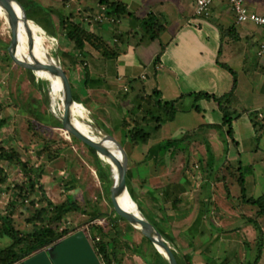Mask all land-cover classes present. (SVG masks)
Returning a JSON list of instances; mask_svg holds the SVG:
<instances>
[{
  "label": "crops",
  "instance_id": "obj_1",
  "mask_svg": "<svg viewBox=\"0 0 264 264\" xmlns=\"http://www.w3.org/2000/svg\"><path fill=\"white\" fill-rule=\"evenodd\" d=\"M19 2L30 11L31 22L39 26L45 36L52 38L61 47L62 55L68 64L69 72H66L72 82L75 99L77 98L103 129L111 132V135L123 146L129 164L139 163L135 166V170L129 169L132 180L143 179L141 177L151 180L159 177L157 163H165L174 158L175 154L172 153L174 150L166 149L168 156L158 155L155 152L157 147L173 148L176 143H185L187 137L193 138L192 147L197 144H199L198 148L206 147L203 141L206 142L209 138L201 134L205 131L214 133L226 131V136H221L219 132L210 134L209 141L214 144L213 149L205 150L200 161L210 166L212 162L223 163L222 159L219 160L226 157L223 164L225 166L227 164L230 170L232 165L238 166L242 159L240 148L245 138L242 129L246 123L240 125L243 115L248 116L247 123L252 126L256 135L264 133L257 131L251 118V115H254L259 125L264 124V54H261L264 45V27L252 22H238L227 0H215L209 14L205 16L197 15V0H21ZM108 4L112 7L110 8ZM246 5L251 12L264 15V0H246ZM117 10L119 13L110 14ZM74 25L81 26L85 32L96 36V45L99 47L87 44L83 50L77 49L68 37V31ZM151 33L156 36L153 38ZM72 53L75 57H72ZM221 65L233 70L236 77L232 103L234 117L239 116L233 123L236 144L229 137L228 128L215 127L223 123V113L217 104L214 102L212 105L209 102L213 101L208 100L195 102L192 96L196 93H207L221 97L233 91L234 76ZM187 100L192 102L190 106H184ZM170 102H176V106H180L177 114L178 112L194 113L192 127L181 125L183 130L178 128L181 132L179 137L172 127L177 114L172 120L166 119L163 114L159 115L160 110L163 112V108H160L156 113L163 120L160 129H157L158 124L154 119L152 109L158 110L157 107ZM127 120L130 125L138 123L141 129L150 133L145 128L148 126L151 128V133L155 130L159 135L152 139L153 136L150 134L148 142L140 144L154 141L140 152L138 149L140 144L134 146L126 138L125 121ZM153 124H156L155 128ZM225 145L228 147L227 152ZM184 152L179 151L178 155H184ZM209 155L215 158L211 159ZM179 172L183 181L167 182L162 189L167 202L173 205V212L179 211L184 214L192 208L196 210L197 205L198 209L203 208L204 213L208 212L206 211L208 204L202 197L197 204L189 198L188 187L190 183L193 185L191 181L193 175L189 176L187 172L183 174L185 170ZM197 173L194 172L195 175ZM161 178L169 179L173 178V175L169 173ZM211 189L212 199L216 197L213 205L217 203L220 206L214 184ZM260 197H264V193L257 198ZM161 209L165 210L164 207ZM243 214L244 227L247 232L249 231L248 234L253 236L252 239L250 238L253 243L257 236L251 230V223H247L246 218L260 222L262 217L257 213L255 217L253 214L252 216ZM167 217L165 214L164 218ZM219 218L221 220L218 219L219 222H216L218 225L222 224L223 216ZM188 219L186 217L181 222L173 221L171 225L184 226ZM193 222L194 220L186 231L190 232L194 227ZM121 225L123 224L119 222V226ZM188 232L183 238L186 242L189 241L188 246L191 250L185 253L189 254L192 264H219L218 260L221 262L220 260L223 259L221 250L224 247H230L240 255L246 247V241L242 239L232 240L228 247L226 241L219 238L218 232L212 234L207 231L206 235L211 239H206L205 243H216L217 252L213 253L212 244L207 249L195 250L197 240L189 238ZM172 233L177 237L182 232ZM96 235L100 238L99 234ZM87 238L90 239L88 236ZM238 243H242L243 250L238 249ZM99 260L101 261L100 258Z\"/></svg>",
  "mask_w": 264,
  "mask_h": 264
},
{
  "label": "rangeland",
  "instance_id": "obj_2",
  "mask_svg": "<svg viewBox=\"0 0 264 264\" xmlns=\"http://www.w3.org/2000/svg\"><path fill=\"white\" fill-rule=\"evenodd\" d=\"M21 6L26 12L25 7L22 4ZM0 9L3 15H6L2 5H0ZM7 20L5 16L0 15V40L9 45L12 33ZM45 39V47L49 52V61L61 65L65 71L69 72L66 59L62 55L63 51L60 49L61 47L49 36H45ZM18 55L20 59L29 62L20 51ZM71 55L75 57L74 53ZM31 76H34L36 83H33ZM41 82H48L49 85L45 84L38 87L37 83L41 84ZM44 92H48V101L44 97ZM62 95V93H59L53 100L51 84L48 80L39 78L35 73L18 67L9 57L8 48L5 50L0 49V122L5 120L7 123L6 126L4 125L0 128V148H4L7 151H16L27 164V168L23 169L5 161L0 162V176L4 178L6 176L8 179L6 183L0 186L1 212L5 216V214L10 213L11 209H14L15 229L23 233H32L38 232L42 228H55V224L51 225L50 223L55 216L53 208L70 202L69 200L75 201L80 204L87 214H70L57 228L58 233L62 234L68 230L73 234L79 229L80 231L85 230L88 233L86 235L89 237L88 228L93 224H98L110 234L106 241H112L116 251H118L117 259L119 263L116 264H145L141 255L144 253L148 254L151 248L154 247L153 243L136 235L134 230L128 229L126 226H119L118 224L112 229L109 219L101 215L113 214L115 218L114 208L111 203V193L106 194L107 192L103 191L92 153L89 148L77 139L70 138L63 126H55V120L62 122L63 119ZM191 103L190 100H187L184 103L185 105H183L190 106ZM209 103L214 105V102ZM32 105L37 106L36 110L38 112L36 115H30L25 110L32 109L36 111ZM84 108L86 115L82 121L90 128V135L97 139L108 136L103 127L89 113V110L85 106ZM157 108L158 110L152 109L155 117L160 115V112L159 115L156 114L159 111V107ZM178 108H180L179 105L177 106V111L179 110ZM193 117L194 113L185 112L182 114L178 112L177 119L172 124L177 137L181 134L179 130H183L180 127L181 125L192 127L194 123ZM242 118L240 125L246 123V126L243 129L241 128L245 137L240 148L242 159L238 166L232 165L231 170L227 164L226 166L223 164L226 157L220 158L219 161L222 159L223 161L221 162L223 163L212 162L210 166H207L204 161H200L203 152L205 150L212 151V146H214L209 141L210 136L214 132L205 131L201 134L209 138L206 142L203 141V145L206 147L198 148L199 144L192 147L191 141H193V138L190 139V137L186 138L185 143L174 144L173 148L157 147L155 152L158 155L168 156V152H165L166 149L168 151L170 149L174 150V152L172 151L175 154L174 158L169 161L166 158L167 161L165 163H157L159 177L151 180L148 178L144 179L145 177L131 180L133 192L138 199L136 204L145 220H147L146 215L148 214L156 218L157 222L162 221L163 226L169 232H182L177 237L175 236L179 249L171 244L179 259L186 251L191 250L188 246L189 241L186 242L183 236L184 234L187 235L188 231L186 230L189 229L193 220L194 227L188 232V236L197 240L195 250L207 249L212 244L214 246H212L213 253L217 252L216 243H205L206 239H211L209 235H206L207 231L212 232V234L218 232L219 238L226 241L228 247L230 246L229 243L231 244L234 239L246 241L244 250L242 243L237 244L238 249L243 250L241 255L230 247H224L221 250L223 259L220 260L221 262L218 260L219 264H222V261H224V264H254L258 257V232L255 226L251 224V230L257 236V241L255 240V242L251 243L250 238L253 236L248 234L249 231L247 232L244 227L245 219L243 218V213L250 216L253 214V217H255L258 208L255 205L243 202L241 186L237 181V177L244 176L248 197L256 199L263 195L264 133L256 135L252 126L247 123L249 122L248 116L243 115ZM155 125L153 124V128H155ZM145 128L153 136L152 139L159 135L155 130L151 133V128L148 126ZM178 128L180 129L178 130ZM218 132L215 133L217 134ZM219 133L223 137L226 136V131ZM249 133H252V135ZM247 135H250V137ZM117 137L119 138L120 135L118 134ZM153 141L151 140L149 144H140L139 151L145 150ZM196 148L198 149L196 150ZM256 148L258 150L253 152ZM227 149L228 147L225 145L226 152L228 151ZM179 151H185L186 153L178 155ZM210 157L211 159L215 158L209 155ZM138 164V162L133 165L129 164V169L135 170V166ZM180 170H185L183 174L187 172L189 176L193 175V178H191L193 185L188 183L189 198L197 204L202 197L204 202L208 204L206 206V211L208 212L204 213L203 208L201 210L198 209V205L196 210L192 208V210L184 214L179 211L173 212V205L167 202L162 189L165 188L164 186L167 185V182L183 181L180 176ZM194 172L198 173L195 175ZM169 173L173 175V178H161V176ZM31 181L34 188L31 185ZM212 184L217 189L215 191V194L218 195L217 201L220 200V206L217 203L215 204L217 207L213 205L216 197L212 199ZM162 207L165 210H162ZM41 209L45 210L42 215L44 221L41 222L39 220L42 219L38 218L35 222H30ZM97 213L101 216L94 222H90L95 216H98ZM165 214L168 216L167 219L164 218ZM221 216H223V220L219 226L216 222H219L218 219ZM186 217L189 218L186 220V225H179L180 227L171 225V222H181ZM259 225L263 227L264 217H262ZM4 229L5 221L0 219V250H5L13 243L12 239L5 237ZM257 264H264V244L262 257Z\"/></svg>",
  "mask_w": 264,
  "mask_h": 264
},
{
  "label": "trees",
  "instance_id": "obj_3",
  "mask_svg": "<svg viewBox=\"0 0 264 264\" xmlns=\"http://www.w3.org/2000/svg\"><path fill=\"white\" fill-rule=\"evenodd\" d=\"M21 1V0H18ZM22 4L27 13L28 17L30 20L31 19V14L30 11L26 8V6ZM109 5V4H108ZM111 8L112 5H109ZM117 7V6H115ZM112 13H119L118 10L116 12H110ZM147 24V23H146ZM145 24V25H146ZM148 25V24H147ZM152 37L154 38L156 35L152 34ZM68 37L71 41L74 42L75 46L79 50H83L87 44H92L95 45V47H99V45H96L97 38L96 36L89 34L85 32L81 26H76L74 25L71 27L68 31ZM8 44L0 40V49H7ZM222 68L228 70L231 72L234 76V88L233 91L230 94L217 97L215 95H210L207 93H196L192 94L194 97V101L198 102L200 100H208V101H213L217 104L218 108L220 111L223 113V123L221 126H215L218 129L221 128H228V135L231 138V140L235 143V129L233 127V123L238 119L239 116L234 117L235 114L232 112V103H233V96H234V91L236 88V77L233 72L229 67L221 65ZM32 73V72H31ZM31 79L33 80V83L35 82L34 76H31ZM49 85L48 82H41L37 83L38 87H41V85ZM44 97L48 101V92H44ZM151 99L148 98V101ZM76 102L81 104V102L78 101L76 98ZM34 109L36 110L35 105H32ZM163 108V112L160 110V114L165 115L166 119L172 120L176 113H177V106L176 102H170L164 104V106H159V109ZM26 112L30 115H36L38 110L33 111L32 109H25ZM54 118V116H53ZM251 118L254 122V126L257 128V131L259 133L264 132V124L257 123L254 119V115H251ZM157 125V129H160L161 127V122L163 121L161 116L155 117L154 118ZM5 121V120H4ZM0 122V128L2 126H6V121L5 122ZM55 126L62 127V122L59 120H55ZM125 129H126V138H128L134 146L139 145L140 143H146L150 139L151 135L150 133L146 132L145 130L141 129L140 125L138 123L131 124L129 121H125ZM105 133L107 135H111V132H109L107 129H104ZM236 144V143H235ZM90 152L92 153L94 157V162H95V167L97 169V173L99 176V180L101 182V185L103 186V191L111 193V189L113 188L115 184V175L114 172L112 171L111 166L106 163L98 154L96 151L93 149H89ZM5 161L8 162L14 166L17 167H22L23 169L27 168L26 162H24L21 157L16 153V151H7L4 148H0V162ZM7 177H1L0 176V186H2L4 183L7 182ZM129 180H130V191H131V196L135 202H137V197L135 196V193L133 192V188L131 185V180L132 176L129 174ZM237 181L239 182V185L241 186V198L243 199L244 203L250 204V205H255L258 208V216L264 217V197H260L257 199H254L253 197H248L247 196V190L245 187V179L244 176L241 175L240 177H237ZM31 185L33 187L32 181ZM34 188V187H33ZM1 196V193H0ZM66 202L60 206H57L56 208H53L55 211V216L51 219V225L55 224V228H42L38 232H32V233H23L20 232L19 230L15 229L14 227V209L10 210V213L5 214V216L1 212L0 208V219L5 221V229H4V235L5 237L12 239L13 243L10 245L8 248L5 250H0V264H20L27 258L35 255L38 252H41L48 247L56 244L57 242L61 241L65 237L70 236L72 234L70 231L66 230L62 234L57 232V228L62 224V222L69 217L70 214H76V213H81V214H87L83 210V208L75 201ZM45 213V210L41 209L37 212L36 217L30 222H35L36 219L40 218L42 220L39 221H44L42 215ZM98 216H95L90 222H94V220L98 219L99 216H104L109 219L110 225L112 226V229L114 227L118 226L119 222L114 218L113 214H99L97 213ZM147 220L153 224L162 234H164L172 243L173 245L178 248V244L176 241V238L174 237L172 232H169L164 226L163 222H157L156 218L146 215ZM247 223H251L255 226V229L258 232V241H257V248H258V257L254 264H257L258 261L262 257L263 253V244H264V230L262 227L259 225V222L254 219L246 218ZM89 238L94 246V249L96 251L97 256L101 259L102 263L104 264H116L118 262V251H116V248L114 247L113 242L106 241V238L109 237V233L106 232L104 228L99 226L98 224H93L89 228ZM79 230V229H78ZM76 230V231H78ZM76 231L74 233H76ZM85 232V230H83ZM73 233V234H74ZM85 234H88L85 232ZM95 234V235H94ZM99 234L100 240L97 241L96 237ZM149 241V240H147ZM150 242V241H149ZM142 259L145 262V264H169L168 260L162 256L155 247H152L150 252L148 254H142ZM180 264H192L191 258L189 257V254H183L181 259H179Z\"/></svg>",
  "mask_w": 264,
  "mask_h": 264
},
{
  "label": "water",
  "instance_id": "obj_4",
  "mask_svg": "<svg viewBox=\"0 0 264 264\" xmlns=\"http://www.w3.org/2000/svg\"><path fill=\"white\" fill-rule=\"evenodd\" d=\"M5 9L6 16L11 28L12 38L8 46V54L11 60L18 67L27 71L35 72H47L51 76L59 78L63 84V104L64 113L62 119V126L68 136L77 139L84 146L89 149H93L102 158L104 156L111 159L116 166V170L113 169L112 164H109L112 171L117 173L115 177V184L111 189V203L114 208L115 218L121 222L128 229L135 231L136 235L151 241L157 251L164 256L169 264H180L179 258L175 249L171 246L173 244L164 234H162L153 224L142 216L140 226L132 224L129 216V212L121 206L119 196L127 193L133 200L130 191L129 180V158L127 152L118 140L112 135L105 136L100 140H96L91 136H81L75 133L73 129V107L77 104L75 99V93L72 82L67 72L56 63H42L34 61L33 63L19 60L14 52L19 42V23L20 18L17 11L19 7L18 0H0ZM27 13V11H26ZM27 16V21L31 20ZM107 143H113L116 149H111L107 146ZM120 157V158H119ZM118 171V172H117ZM134 201V200H133ZM135 202V201H134ZM159 242L161 247L165 250L162 251L157 246ZM20 264H102L97 257L89 239L85 232L79 231L71 236H68L56 244L48 247L47 249L36 253L35 255L27 258Z\"/></svg>",
  "mask_w": 264,
  "mask_h": 264
},
{
  "label": "bare ground",
  "instance_id": "obj_5",
  "mask_svg": "<svg viewBox=\"0 0 264 264\" xmlns=\"http://www.w3.org/2000/svg\"><path fill=\"white\" fill-rule=\"evenodd\" d=\"M0 5H2V7L5 9L1 1H0ZM17 11L19 14L20 23H19V37H18L19 42L14 52L15 56L19 60H23L19 58L18 54L20 51L23 54V56L26 58V60H28L30 63H33L34 61H39L42 63H51V61H49V58H48L49 57L48 49L45 47V44H46L45 34L43 33V31L40 29L39 26L35 25L33 22L27 21L26 12L23 10L20 3H19V7L17 8ZM5 12H6V9H5ZM0 15L5 16V18L7 19V16L3 15L1 9H0ZM35 74L39 78H44L50 82L53 100H55L56 96L59 93L63 94V84L59 78L51 76L47 72L40 71V72H35ZM61 102H62L61 104H62L63 112H64L63 95L61 97ZM73 114H74L73 115V129L75 133L81 136H91L90 128L82 121L84 120L85 115H86V110L84 106L77 103L73 107ZM92 138L96 139L97 141L100 140L95 137H92ZM107 146L111 149H114V150L116 149V146L113 143H107ZM102 159L106 163L112 164V167L114 170L117 169L110 158L104 156L102 157ZM114 175L115 177H117V173L114 172ZM118 199L121 203V206L129 212V216H130V220L132 224L135 226H140V223L142 220V216H141L142 214L136 202L131 200V198L128 196L127 193L122 194L121 196H119ZM156 244L159 247V249L162 251V253L164 254L165 250L160 246L161 244L159 242H157Z\"/></svg>",
  "mask_w": 264,
  "mask_h": 264
},
{
  "label": "built area",
  "instance_id": "obj_6",
  "mask_svg": "<svg viewBox=\"0 0 264 264\" xmlns=\"http://www.w3.org/2000/svg\"><path fill=\"white\" fill-rule=\"evenodd\" d=\"M235 12L238 22H252L257 24L261 27H264V15H259L257 13L251 12L246 5V0H227ZM215 0H197V10L196 13L199 16H205L209 14V10ZM261 54H264V45L261 49ZM97 241L100 240L99 237L96 239Z\"/></svg>",
  "mask_w": 264,
  "mask_h": 264
}]
</instances>
